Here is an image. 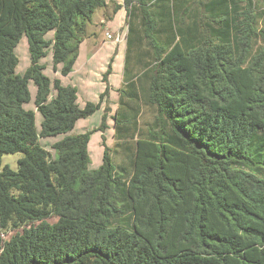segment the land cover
<instances>
[{
    "label": "trees",
    "instance_id": "16d2710c",
    "mask_svg": "<svg viewBox=\"0 0 264 264\" xmlns=\"http://www.w3.org/2000/svg\"><path fill=\"white\" fill-rule=\"evenodd\" d=\"M134 1L124 0L130 18ZM173 2L141 7V32L129 26L139 36L129 49L145 40L150 61L126 78L128 121L141 100L154 121L120 144L122 164L106 148L91 170L92 133L54 154L39 139L72 132L100 104L80 108L77 89L52 83L40 60L51 47L55 71L69 75L107 0H0V264H264V3L216 0L203 15L187 9L195 21L184 24ZM23 36L31 65L17 75ZM30 81L40 134L24 107ZM17 153L18 170H2Z\"/></svg>",
    "mask_w": 264,
    "mask_h": 264
},
{
    "label": "rangeland",
    "instance_id": "374dc122",
    "mask_svg": "<svg viewBox=\"0 0 264 264\" xmlns=\"http://www.w3.org/2000/svg\"><path fill=\"white\" fill-rule=\"evenodd\" d=\"M107 2L109 3L110 0H107ZM116 2L111 1L109 6L107 5L98 12H95L92 21L103 18L105 13L106 20L103 21L105 23L101 25L102 23L98 20V22L93 21L87 25L86 37L80 44L78 59L73 71L69 75H62L61 67L58 68V71H55L51 47L48 48L47 55L40 60V64L44 66V74L51 79L52 83L55 79H60L62 85L72 86L77 89V103L80 108H84L88 102L100 104V108L93 115L85 119H80L72 132L56 137L39 139L40 145L51 154H54L55 150L52 146L65 137L88 132L92 133L88 145L91 160L89 168L91 170H97L102 165L103 152L106 148L110 151L113 163L115 165L122 164L125 160V152L120 144L124 141L135 142L140 134L139 130L146 129L154 121L156 115L155 108L141 100L139 103L140 113L136 118V124L133 121L117 122L116 119L115 128L114 126H108L107 122L109 120H106V129L103 131L99 130L103 123L104 115L107 114L108 116L111 114L110 109L112 107L110 101H116V112L118 113L120 111L123 112V108H127V106L125 107L123 105V101L128 100V97L124 93L125 85H122L127 47L126 11L125 9L123 11H117L119 6L116 5ZM107 34H111L113 38L109 39ZM52 36V33L48 34L49 39ZM258 44L264 45L263 37H260ZM15 54L19 59L16 74L24 75L31 65L28 42L25 36L18 42L15 48ZM140 70L135 68V74L141 73ZM96 77L99 78L96 79ZM104 78H109V81H105ZM140 83L146 86L145 78L141 79ZM112 85L114 86L113 92L111 89ZM29 91L31 100L24 107L35 112L36 129L38 134H40L42 115L37 111L35 106L37 87L33 81L29 82ZM111 92L112 94H110ZM53 94L54 91H52L51 97H53ZM110 123H113V121ZM115 133L116 139L113 138ZM115 141L116 145L114 144ZM22 157V153L4 154L1 169L3 170L6 166H9L12 170L17 171L18 161Z\"/></svg>",
    "mask_w": 264,
    "mask_h": 264
},
{
    "label": "crops",
    "instance_id": "0c3cea01",
    "mask_svg": "<svg viewBox=\"0 0 264 264\" xmlns=\"http://www.w3.org/2000/svg\"><path fill=\"white\" fill-rule=\"evenodd\" d=\"M111 1H115V2L117 1L116 5L120 6L119 9H117V11H123L125 9L124 0H110V2ZM155 1L156 0H148V2H146V4H141L139 1L135 0L133 2V5L135 6V9H134V12H133V17H131V18L128 16L127 10L125 9V11H126V28H127V35H126L127 47H126L125 64H124V75L122 76V81H123L122 85H126V78H128V81H131V80H134V76L136 78V76H140L143 73L144 67H143V71L140 70L142 68L139 65L140 60H142L143 62L144 61H146V62L150 61V58L147 55L148 53H146V51H148L149 48L146 45L145 40H143V42L141 43L140 49H138V48H134L132 50L129 49V46L131 44L130 43V39L131 40L135 39V41H136L138 39V37H139V36H135V37L134 36L133 37L130 36V38H129V26H130V22H131L133 24V27L138 32H141V29H142L141 7H147L149 9V12L153 13L154 12V8L152 7V4ZM214 1H216V0H174V2L171 3V5L174 6V11H176L177 14H183V13L186 14L185 17H184V24H188L190 22H194L195 20L188 18V14H190V13L187 12V9L190 8L189 11H191V14H193V15H198V14L203 15V13L204 14L206 13V10H205L206 8L209 7V8L212 9L215 6H217V5L213 4ZM260 1H262V0H258L259 3H257V5H256L257 7H260V6L263 5L264 1H262V2H260ZM109 3L107 2L108 6H109ZM142 5H144V6H142ZM240 5H241V8H243L245 6L244 3H241ZM232 6L233 5L231 3L230 7H232ZM99 10H97V12ZM117 11H114V12H117ZM115 15H116V13H115ZM98 20H99L100 23H102L101 25H104L105 22H103V21L106 20L105 19V13H104L103 18H101V19L99 18ZM98 20H93V21L98 22ZM92 22H90V24ZM99 28H100V26H99ZM141 35H143V34H141ZM141 39H142V37H141ZM130 51H131V55L127 57V53H130ZM87 65H88V62H87ZM135 68L136 69L138 68L141 71V73L135 74V72H134ZM97 78H99V77H96V79ZM109 78H108V81H109ZM136 84H137V87L140 89V86H139L140 83H138V80H137ZM146 87H147V84H146ZM111 89H112V92H113L114 91V86L113 85L111 86ZM112 92L110 94H112ZM127 102H128V100L123 101V105H125V107H126V103ZM110 105H111L112 108L110 109L111 114L108 115V117H107V120H109L107 122L108 126H114L116 128V119L120 120V121L127 122L128 120H131V119L135 118L134 110L128 109V108H126V109L123 108V112L120 111V113H118V112H116V101H110ZM130 112L132 114L128 115V113H130ZM112 121H113V123H110ZM113 136H114L113 138L116 139V133ZM114 144L116 145V141L114 142Z\"/></svg>",
    "mask_w": 264,
    "mask_h": 264
},
{
    "label": "built area",
    "instance_id": "2783aa9c",
    "mask_svg": "<svg viewBox=\"0 0 264 264\" xmlns=\"http://www.w3.org/2000/svg\"><path fill=\"white\" fill-rule=\"evenodd\" d=\"M107 36H108L109 39L113 38L111 34H107Z\"/></svg>",
    "mask_w": 264,
    "mask_h": 264
}]
</instances>
